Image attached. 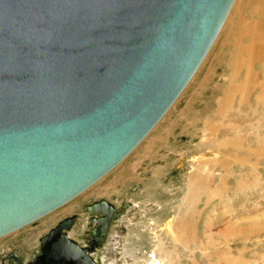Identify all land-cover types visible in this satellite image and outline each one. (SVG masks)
Here are the masks:
<instances>
[{
    "label": "water",
    "instance_id": "water-1",
    "mask_svg": "<svg viewBox=\"0 0 264 264\" xmlns=\"http://www.w3.org/2000/svg\"><path fill=\"white\" fill-rule=\"evenodd\" d=\"M233 0H0V236L55 209L121 161L168 110ZM80 245L62 218L44 259L97 264L111 213Z\"/></svg>",
    "mask_w": 264,
    "mask_h": 264
},
{
    "label": "bare ground",
    "instance_id": "bare-ground-1",
    "mask_svg": "<svg viewBox=\"0 0 264 264\" xmlns=\"http://www.w3.org/2000/svg\"><path fill=\"white\" fill-rule=\"evenodd\" d=\"M231 12L234 13V26L231 25L230 30L228 28L227 57L220 63L219 70H210L209 77L203 83V89L210 93L209 97L203 99L204 104L196 110H188L189 107L187 112L181 110L176 119L158 136L151 135L160 120H164L169 109L175 106V101L201 66L225 22L229 20ZM209 50L168 110L144 138L107 172L112 171L111 173H105L104 177L101 176L79 194L41 217L1 235L0 240L29 227L58 208L68 213L75 211L74 198L80 194L85 198L87 192L99 195L95 196L96 198L105 197L117 208L122 198L121 190L118 191L115 187L116 183L119 180L122 185L141 181L143 190L140 186L132 187V190L136 188L137 191L132 192L128 201L134 210L145 216V224L140 225L142 229H138L139 231H132L127 227L126 232L121 233L118 227H115L113 232L112 223L107 233L109 236L111 234L113 242L106 245V249L101 253L103 264H112V257L120 259L123 264H200L201 262L196 260L197 251L203 264H255L258 259L255 256L248 257L241 249H248L251 240L261 235L259 229L247 231L242 227H232V232H221L218 235L208 230L215 219V214H209L217 212V205L225 198L229 199L230 192L234 191L238 196L240 189L245 190L250 187L252 181L264 177L260 173L264 170V0H233ZM217 70L219 78L224 77L223 83L215 81L207 87L206 82L212 73L216 75ZM174 125H178L181 132L190 133L192 140L197 138L198 142L186 148L171 143ZM167 155H172L169 161L165 159ZM187 156L195 159L192 169L184 177V181L177 184L174 181L177 177L173 175L181 166V159ZM164 159L165 164L161 165L160 162ZM147 173V179L144 181L141 175ZM164 173L168 174L170 180L167 184L160 178ZM177 185L178 192L172 194L173 187ZM139 191L145 193V198L136 197ZM113 192L121 199L109 200L108 195ZM89 202L91 200L87 203ZM155 205H158V208L152 213V207ZM209 207L213 208L206 214L205 210ZM85 208L91 215H97V212L92 213L87 209L86 205ZM113 214L118 215L119 210L117 213H111L109 222ZM134 216V213L127 215L126 221L131 226L139 227V224L134 222ZM152 216H158L159 220L170 219L163 235H159L152 227ZM94 223L95 221H90V226ZM70 225L63 228H69ZM157 226H161V223ZM77 229L83 231L81 226ZM129 234H135L139 239L149 237L146 241L149 250L146 251L145 260L140 257L132 259L129 253H125L124 247L129 243ZM234 244L241 246L240 250H236L237 255L230 250ZM223 245L226 248H222Z\"/></svg>",
    "mask_w": 264,
    "mask_h": 264
},
{
    "label": "rangeland",
    "instance_id": "rangeland-1",
    "mask_svg": "<svg viewBox=\"0 0 264 264\" xmlns=\"http://www.w3.org/2000/svg\"><path fill=\"white\" fill-rule=\"evenodd\" d=\"M233 14L234 13L231 12V16L229 17V20L227 19L228 21L225 22V24H224L225 27L223 26V29H221L217 39L215 40L212 48L209 50L208 54L206 55L205 59L203 60L201 66L199 67V69L197 70V72L195 73V75L193 76V78L191 79L189 84L187 85V87L184 89L183 93H181V96L178 98V100L175 101V104H174L175 106H172L171 109H169V111L165 114L166 118L164 117V120H163V118L160 120V122L152 130L151 135L158 136L160 134V132H162L165 127H167L168 124L172 123V121H174L176 119L177 114L181 110H184L186 112L188 110H191V108H193V110H196V108H199L202 104H204L203 99H207L209 97L210 93L207 89H205L206 91L203 89V87H204L203 83L206 80V78L209 77L210 70L213 68H216L219 70L218 67L220 66V63L222 62V60L225 59V57H227L226 54H227L228 44H229L228 28L230 30L232 28V26H234L233 25L234 20L232 19ZM228 23H230V24L228 25ZM227 33H228V35H226ZM218 70H217L216 75L214 73H212V75H214V76L211 75L210 76L211 78H209V81L206 82L207 87L210 86L211 84H213V82H215V81L223 83L224 77L220 76L221 78H219ZM198 94H200V95H198ZM193 100H194V102H193ZM200 100H201V102H200ZM189 105H191V106H189ZM188 107H189V109H188ZM173 135L174 136L172 137L170 142L174 143L175 145H180L183 148L189 147V146L198 142L197 138H194L192 140L190 133L181 132L178 125H174ZM130 155H131V153H130ZM171 157H172V155H167V156H165V159H167L169 161V159ZM165 159L161 160V162H160L161 165L165 164V162H164ZM181 160H182L180 162L181 166L177 169V173H175L173 175V176L177 177L174 180V181H176L177 184L182 183L184 181V179H185L184 177L192 169V163H194L195 159L192 156H187V157L182 158ZM111 172L112 171H110L109 173H111ZM109 173H107V174H109ZM260 173H261V175H264V170H261ZM165 174L166 173H164L160 178H161L163 183L167 184V183H169L170 180L168 179V174L167 175H165ZM141 176H142L143 180L147 179L148 173L145 175H141ZM257 176L259 177L260 174L258 173ZM103 177L101 179H103ZM120 181L121 180H119L116 183L115 187H117L118 191H119V189L121 190L120 196L122 198V201L117 207L121 213H120L119 217L117 218L116 222L112 224L114 226L113 232L115 230V227L116 228L118 227V230L121 233H123V232L125 233L126 232L125 228H127V227H128V229H130L132 231H139L138 229H142V227H140V225L143 226L145 224V222H144L145 216L143 217L141 212L134 210L132 204L128 201V199L132 196L133 191H137L136 188L135 189L133 188L134 190H132V187L140 186V187H142L141 190H143V183L141 184V181H139L140 182V184H139V182L137 183L136 181H132L130 183L127 182V183L122 185V183H119ZM105 182H107V181H105ZM249 186L250 187L249 188L247 187L245 190L240 189V191L237 193L238 196L235 195L234 191L230 192V198L229 199L225 198V200L222 203L217 205V210H216L217 212L214 213L211 211L212 213H210L209 215L212 216L211 214H213V215L215 214V219L213 221V225L210 227V230H208V231H211L215 235H218L221 232H224V233H227L228 231L232 232V230H233L232 227L234 229H237L238 227L239 228L242 227V228L246 229L247 231L249 229H251L253 231L259 229V231L261 232V235L259 237L253 238L250 242L251 244L247 243L249 245L248 249H241V250H243V254H247L248 257L253 258L252 256H255L258 259V261L255 264H264V177H261V179L259 177V179H257L255 182L252 181ZM177 187H179V186L177 185V186L173 187L172 194H176L178 192ZM88 191H90V190H88ZM139 192L140 193H138L136 197H138L139 199L145 198L144 197L145 193H143L142 191H139ZM91 193L92 192H87L86 195L83 194L86 196L85 198L84 197L82 198V196L80 194L76 198H74L75 200L73 199L74 201H76V208H80L79 212H81V209H83L84 204L88 200L100 198V197H98V198L95 197V196H99L96 193L95 194L92 193L93 195ZM108 196H109L108 197L109 200H114V201H116L119 198V196H117V194H115L114 192L109 193ZM121 198H119V199H121ZM104 199H105V197H104ZM231 205H233V206L231 207ZM157 208H158V205H155V207H152V209H153L152 213H154L157 210ZM212 208L213 207H209V209L205 210V213L207 214L209 212V210H211ZM133 213L135 215L134 216V222L138 223L139 227L131 226V224L130 223L128 224V222L126 221V216L130 215V214L132 215ZM69 214L70 213L64 212L61 209L57 210L55 212H51L50 215L45 216L42 219H40L41 221H39V223H36L35 225H32L31 227H29L27 229L25 228V229L17 232V234H11L9 236H6L5 238H3L0 241V256L2 254L1 248L4 246H6V248L10 249V250L19 249L21 247L22 248H28V246H27L28 242H26L25 239H26V237H28L30 235L29 232L31 231V229L34 228V226H36V225L41 226L44 223H46V225H50L55 220L60 219V218L66 216V215H69ZM152 217L154 218L152 220V227H154V230L159 235H163L165 228L168 226L167 224L170 222V219H168V220L166 219V221H165L164 220L165 218L159 220L158 216H155V217L152 216ZM45 218H46V220H45ZM158 220H159V222H158ZM158 223H161V226H157ZM199 231H200V229H199ZM201 231H203V230H201ZM110 236H111V234H110ZM110 236H109L110 240H109V238L106 240L107 245H109V243L107 241H109L110 244H112L111 242H113V240H111L112 237H110ZM146 238L148 239L149 237H146ZM147 239H142V238L139 239L135 234H129V236H128L129 243L125 244V247H124V250H126L125 253L126 252L129 253L130 258H132V259H136V258L140 257L141 260H145L146 259L145 255L147 253L146 251L149 250V246L146 243ZM14 245H16V246H14ZM223 246H225V245H223ZM223 246H222V248H226V246L225 247H223ZM240 248H241L240 245L234 244L231 246L230 250H232L233 253L235 252V255H237L238 253L236 252V250L238 251V249L240 250ZM244 252H246V253H244ZM113 253H114V251H113ZM111 260L113 261L112 264H123V262L119 261L120 259H115L112 257V258H110V261ZM196 260L199 263L201 262L200 264H203L201 261V255H200V253H198V251L196 253ZM97 262H98V264H101L99 259H97ZM186 262H184V263H186ZM187 263H189V261Z\"/></svg>",
    "mask_w": 264,
    "mask_h": 264
},
{
    "label": "flooded vegetation",
    "instance_id": "flooded-vegetation-1",
    "mask_svg": "<svg viewBox=\"0 0 264 264\" xmlns=\"http://www.w3.org/2000/svg\"><path fill=\"white\" fill-rule=\"evenodd\" d=\"M93 200H96V199H92L91 201H93ZM87 202L84 204V207H83L84 210L81 209V212H79L80 208L75 207V209H76L75 211L71 212L69 215H66V216L72 215L74 217L73 222L69 228H62V230L66 233V235L69 238L75 240L80 245H87L88 241L91 239V235H90V230H91L90 216H91V214L85 208V205L87 204ZM58 209H60V208H58ZM115 209H118V208H115ZM57 210H55V211H57ZM55 211H53V212H55ZM120 213L121 212L119 210L118 215L115 216L113 214L111 216L109 226L106 229L105 233L103 234L102 239L99 241V245L98 246L95 245L89 251L93 261H95V263H97V264H98L97 259H99L100 263L103 264L101 253L103 252V250L106 249L105 247H107L106 246L107 244L105 241L106 239L109 238L108 237L109 235L107 232H109L111 224L116 222ZM66 216H64V217H66ZM64 217H62V218H64ZM62 218L55 220L51 224L49 223L50 225H46V223H44L41 226H37V225L34 226V228L31 229V231L29 232L30 235L28 237H26V239H25L26 242H28V244H27L28 248H22L21 247L19 249L10 250V249H7L6 246L2 247L1 248L2 254L0 256V264H68V263H64L59 258L58 259H51V260L44 259V254L41 253V237L44 236L46 233H48L49 230L54 225H56ZM45 220H46V218H45ZM39 221H41V220H38V222L36 221V222L32 223L31 225H29V227H31L32 225H35L36 223H39ZM80 226L82 228L85 227V228H83L82 232L78 231L79 229H77ZM29 227H27V228H29ZM72 231H73V233H72ZM38 232H39V234H38ZM109 240H110V238H109ZM107 242L110 244L109 241H107ZM14 246H16V245H14Z\"/></svg>",
    "mask_w": 264,
    "mask_h": 264
}]
</instances>
